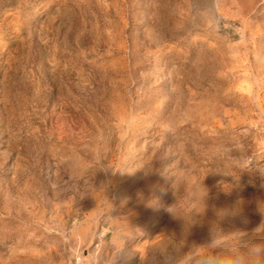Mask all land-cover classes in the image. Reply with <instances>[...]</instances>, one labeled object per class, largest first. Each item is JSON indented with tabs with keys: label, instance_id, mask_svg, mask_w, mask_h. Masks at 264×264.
<instances>
[{
	"label": "rangeland",
	"instance_id": "1",
	"mask_svg": "<svg viewBox=\"0 0 264 264\" xmlns=\"http://www.w3.org/2000/svg\"><path fill=\"white\" fill-rule=\"evenodd\" d=\"M213 230L264 240V0H0V264Z\"/></svg>",
	"mask_w": 264,
	"mask_h": 264
},
{
	"label": "clouds",
	"instance_id": "2",
	"mask_svg": "<svg viewBox=\"0 0 264 264\" xmlns=\"http://www.w3.org/2000/svg\"><path fill=\"white\" fill-rule=\"evenodd\" d=\"M260 231V229H257ZM181 264H264V240L241 245L214 230L210 242L184 254Z\"/></svg>",
	"mask_w": 264,
	"mask_h": 264
}]
</instances>
